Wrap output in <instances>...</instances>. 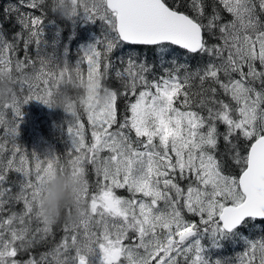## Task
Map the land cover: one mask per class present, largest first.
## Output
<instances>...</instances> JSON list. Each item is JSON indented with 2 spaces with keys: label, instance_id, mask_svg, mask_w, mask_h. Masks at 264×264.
<instances>
[{
  "label": "snow or ice",
  "instance_id": "obj_1",
  "mask_svg": "<svg viewBox=\"0 0 264 264\" xmlns=\"http://www.w3.org/2000/svg\"><path fill=\"white\" fill-rule=\"evenodd\" d=\"M45 2L0 13V70L14 67L20 93L0 104V264H264V0H89L80 12L105 34L71 67L99 75L111 100L83 110L90 142L70 113L66 162L17 143L23 106H49L70 66L27 53L42 41ZM9 23L24 60L9 55ZM64 167L86 175L87 211L56 241L39 196Z\"/></svg>",
  "mask_w": 264,
  "mask_h": 264
},
{
  "label": "clouds",
  "instance_id": "obj_2",
  "mask_svg": "<svg viewBox=\"0 0 264 264\" xmlns=\"http://www.w3.org/2000/svg\"><path fill=\"white\" fill-rule=\"evenodd\" d=\"M88 2L89 0H51L50 8L52 12L71 21ZM28 78L35 77L30 74ZM16 80V72L0 70V104H14L19 100ZM100 81L99 75L89 80L69 66L61 81V91L50 97L48 104L52 108H61L73 114H80L85 109H102L110 103L111 93L104 89ZM87 187L88 181L83 172H73L68 167L54 168L39 196L42 216L52 224L61 220L79 221L87 211ZM69 209L72 210L71 215L68 214Z\"/></svg>",
  "mask_w": 264,
  "mask_h": 264
},
{
  "label": "rangeland",
  "instance_id": "obj_3",
  "mask_svg": "<svg viewBox=\"0 0 264 264\" xmlns=\"http://www.w3.org/2000/svg\"><path fill=\"white\" fill-rule=\"evenodd\" d=\"M43 38L39 46L32 45L27 49V53L30 57L35 59V56H43L50 59L53 66L63 67L65 62L70 66H75L76 63L83 56V52L86 48L97 43L98 40L102 39L105 34V28L103 22L100 20H89L86 15L81 11L73 20H68V25L66 30L68 31V39L62 45L54 47L52 45L53 41L57 42L59 39V32L57 26L54 23H48L43 25ZM51 30H54L53 34H48ZM73 37L71 40L70 38ZM16 43V48L12 51V57L17 58L23 56L25 59V49L24 44L21 46ZM69 51L74 54L70 56ZM84 69L87 68L86 64L81 65ZM26 71H31V68L26 69ZM20 93H18L19 95ZM23 117L20 119L19 124V134L17 136V143L23 146L24 149L29 150L31 153H37L42 159L45 156H52L55 154L53 146H51V141L44 135L48 134L50 131L55 132V136L63 141L65 144V151L69 152L73 150L72 138L68 132L69 122L72 120L70 113L65 112L61 108H52L41 101L31 100L23 106ZM82 111V110H81ZM83 112V111H82ZM81 112V113H82ZM123 112V111H122ZM120 112V113H122ZM82 122L85 124V134L86 141H91L90 136V126L87 122L85 114H81ZM14 113L10 112V116ZM27 122V127L23 129L24 122ZM39 125H43L40 127ZM3 137V132L0 131V138ZM53 138V137H50ZM55 139V138H53ZM27 140V143H26ZM10 147V145H8ZM7 155V153H6ZM90 176H88L89 183L91 185V190L95 191V175L91 167H89ZM15 174L10 173V179H15ZM118 194L122 196H127L128 193L125 190H118ZM19 204L16 205V210L19 211ZM45 250H40L34 254H38ZM97 264L99 262L97 261Z\"/></svg>",
  "mask_w": 264,
  "mask_h": 264
},
{
  "label": "trees",
  "instance_id": "obj_4",
  "mask_svg": "<svg viewBox=\"0 0 264 264\" xmlns=\"http://www.w3.org/2000/svg\"><path fill=\"white\" fill-rule=\"evenodd\" d=\"M9 2H16V0H0V13H2L3 11V8L9 3ZM50 4H51V0H46L45 2V5L43 6L44 7V11L45 13H47L45 19H44V23L43 25H47L48 23H54L55 26L58 27V29H60V32H59V39L57 40V42L53 41L52 45L54 47H57L59 45H63L67 39H68V31L66 30V26L68 25V20L67 19H64L62 18L58 13H54L51 11V8H50ZM27 11V9H26ZM35 14H40L38 11L35 12ZM42 25V26H43ZM17 31H20V28L18 25L14 24V23H9L7 24L6 28H5V35H6V38L13 42V37H14V34L17 32ZM54 31L52 30L50 32V34H53ZM73 37L70 38V40L72 39ZM18 45L22 47L23 45V40H20L18 42ZM128 51L127 48H125L123 50V52H116L113 54V60L115 61V57L116 56H121L123 55L124 53H126ZM139 51L141 52H146L149 56L150 59H154L153 55H152V50L150 49H139ZM69 54L70 56H73L74 54L72 53V51H69ZM10 56L12 57V53L10 52ZM14 60L17 59V58H13ZM13 71L15 72V69L13 67ZM108 85L110 87H112L113 89L115 90H119L120 88V84L119 82L114 78V77H110L109 80L107 81ZM125 101L123 99H121L119 101V110L120 112H122L124 110V105H125ZM82 112V111H81ZM80 112V113H81ZM10 114V113H9ZM83 114V112L81 113ZM12 115V114H11ZM24 122V125L23 126V129L25 127H27V122L25 121V119L23 120ZM40 127H43V125H39ZM44 135L51 141V146H53L54 150H55V154L54 155H59L60 156V159L62 162H66V160L68 159L67 157V151H65V144L63 141H60L59 138L57 136H55V132L54 131H50L48 134H45ZM50 137H53V138H50ZM26 143H27V140H26ZM30 150V149H29ZM29 150H27L29 153H31ZM88 176H90V173L88 171ZM22 208V205L19 204L18 206V210H20ZM65 223L64 220H61L60 222L56 223L53 227V231H54V235H55V240L58 241L61 236L63 235V232H62V227H63V224ZM40 250H46L45 247H41V248H37L35 250V252H38ZM241 249L240 248H237L236 251H240ZM228 254H232V249H229L228 250Z\"/></svg>",
  "mask_w": 264,
  "mask_h": 264
}]
</instances>
